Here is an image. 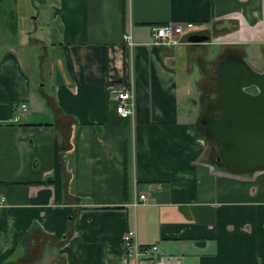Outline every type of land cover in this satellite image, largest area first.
Segmentation results:
<instances>
[{
	"label": "crops",
	"instance_id": "1",
	"mask_svg": "<svg viewBox=\"0 0 264 264\" xmlns=\"http://www.w3.org/2000/svg\"><path fill=\"white\" fill-rule=\"evenodd\" d=\"M0 18V264H264V169L217 164L187 106L216 39L150 31L229 25L263 64L264 0H0ZM126 80L121 119L106 87ZM128 230L157 252L127 257Z\"/></svg>",
	"mask_w": 264,
	"mask_h": 264
},
{
	"label": "water",
	"instance_id": "2",
	"mask_svg": "<svg viewBox=\"0 0 264 264\" xmlns=\"http://www.w3.org/2000/svg\"><path fill=\"white\" fill-rule=\"evenodd\" d=\"M208 38L191 36L192 43ZM218 98L207 104L199 124L216 145L217 160L236 171L264 169V72L253 70L241 57L219 64ZM253 88L256 94L246 90ZM215 110L221 111L216 118Z\"/></svg>",
	"mask_w": 264,
	"mask_h": 264
},
{
	"label": "built area",
	"instance_id": "3",
	"mask_svg": "<svg viewBox=\"0 0 264 264\" xmlns=\"http://www.w3.org/2000/svg\"><path fill=\"white\" fill-rule=\"evenodd\" d=\"M205 26L201 24H163L151 26V36L154 44L159 45H179L186 37L197 36L205 31ZM123 41L127 46H131V38L128 33L123 36ZM108 100L114 102L115 113L121 119H130L134 114V94L133 85L126 80L120 84H108L106 87ZM16 112L25 113L27 108L24 104L15 107ZM17 120V116H14ZM148 197L141 194L133 202L132 206L147 203ZM122 247L127 257L138 260L140 257H150L157 252L156 246L141 247L136 243L135 231L128 230L122 238Z\"/></svg>",
	"mask_w": 264,
	"mask_h": 264
},
{
	"label": "rangeland",
	"instance_id": "4",
	"mask_svg": "<svg viewBox=\"0 0 264 264\" xmlns=\"http://www.w3.org/2000/svg\"><path fill=\"white\" fill-rule=\"evenodd\" d=\"M44 13H41V19H39L38 21V28H42L43 27V22H44ZM4 23V21L0 18V25H2ZM226 27V25H225ZM228 27V29H226ZM227 27L222 30L221 32L218 31V38L217 36L214 37L215 40V45L214 47H211L209 49V51L213 52L215 51L214 49H216V55L215 56H219L218 53L221 52V50H223V48L226 50L227 48H234L238 45H234L230 40V37H226L228 36V31H229V25H227ZM224 43H228L227 45H225L224 47ZM223 47V48H222ZM197 59L193 60L192 63V67H193V72L191 75V79L196 80L194 86L196 87V92L193 93V95H191V100L189 101V103L187 104V106L189 108H191L194 112H193V116L192 119H196V123H195V128L197 130H199L200 133L202 132V129L198 128L197 126V119L200 118L205 110V108H203V106H201L202 100H203V95H206V99L204 100L205 103H211L213 101H215L218 98V92L212 88H210L212 86V82L211 80L208 78L206 72L203 69L202 66H200L204 59V61H208L207 57L204 56L203 51H198L197 52ZM216 57V59H217ZM214 59H210V61L207 64H210L212 61L216 60ZM250 59V58H249ZM245 61L249 64V66H251L254 70L259 71V69L261 68V64H262V55H260V58L254 59V60H247L245 59ZM214 148V147H212Z\"/></svg>",
	"mask_w": 264,
	"mask_h": 264
},
{
	"label": "flooded vegetation",
	"instance_id": "5",
	"mask_svg": "<svg viewBox=\"0 0 264 264\" xmlns=\"http://www.w3.org/2000/svg\"><path fill=\"white\" fill-rule=\"evenodd\" d=\"M217 29L210 28L207 32L202 33L199 36L200 38H208L206 42H213L214 40V32ZM222 31V30H220ZM228 57H241L242 59L245 60L243 57V52L239 48H227L222 54H220L216 60L212 61L210 64L205 66V72L208 76V78L212 82V86L210 88L214 89L217 91V85H218V72H219V64L223 62L226 58ZM251 67V66H250ZM252 68V67H251ZM253 69V68H252ZM254 70V69H253ZM256 71V70H255ZM258 72H264V60L261 69H259ZM250 94H256V91L253 88H249L246 90ZM214 115L216 118H219L221 116V111L220 110H215ZM213 143V142H212ZM214 149L217 151V147L219 145H216L213 143Z\"/></svg>",
	"mask_w": 264,
	"mask_h": 264
},
{
	"label": "trees",
	"instance_id": "6",
	"mask_svg": "<svg viewBox=\"0 0 264 264\" xmlns=\"http://www.w3.org/2000/svg\"><path fill=\"white\" fill-rule=\"evenodd\" d=\"M206 95L207 94H204L203 95V100H202V103H201V106H203V108H205V106L207 105V104H209V103H205V97H206ZM198 120H199V118H198ZM197 126H198V128H200V129H202V132L203 133H200L203 137H205V134H204V130H203V127L199 124V122L197 121ZM197 130V129H196ZM198 132H199V130H197ZM206 138V137H205ZM206 140H207V142L213 147V143L212 142H210L207 138H206ZM213 159H214V161H216V163L217 164H220V165H223V166H225L226 168H228L230 171H232V172H242V171H236V170H232L231 168H229L228 167V165H226V164H224L223 162H221V161H218L217 160V158H218V156H219V154H218V152L213 148Z\"/></svg>",
	"mask_w": 264,
	"mask_h": 264
}]
</instances>
